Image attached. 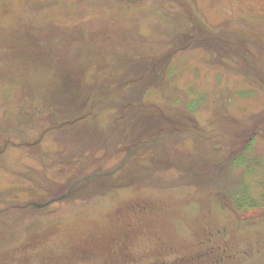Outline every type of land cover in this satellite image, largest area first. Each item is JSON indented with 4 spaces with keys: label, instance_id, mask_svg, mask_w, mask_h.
<instances>
[{
    "label": "rangeland",
    "instance_id": "rangeland-1",
    "mask_svg": "<svg viewBox=\"0 0 264 264\" xmlns=\"http://www.w3.org/2000/svg\"><path fill=\"white\" fill-rule=\"evenodd\" d=\"M263 189L264 0H0V264H264Z\"/></svg>",
    "mask_w": 264,
    "mask_h": 264
},
{
    "label": "trees",
    "instance_id": "trees-1",
    "mask_svg": "<svg viewBox=\"0 0 264 264\" xmlns=\"http://www.w3.org/2000/svg\"><path fill=\"white\" fill-rule=\"evenodd\" d=\"M243 194L245 195V193H243ZM258 194H260V197H261V198H264V189H263L262 192H260V193H258ZM245 196H246V195H245ZM246 197H248V196H246ZM250 197H252V196H250ZM251 200H252V202H256L257 199H251ZM250 204H251V203H250ZM253 204H254V203H253ZM240 206L243 207V205H240ZM241 207H240V208H241ZM209 250H210V251H209ZM209 250H208V254H213L212 251H211V249H209ZM213 252H214V251H213Z\"/></svg>",
    "mask_w": 264,
    "mask_h": 264
},
{
    "label": "flooded vegetation",
    "instance_id": "flooded-vegetation-1",
    "mask_svg": "<svg viewBox=\"0 0 264 264\" xmlns=\"http://www.w3.org/2000/svg\"><path fill=\"white\" fill-rule=\"evenodd\" d=\"M154 67H155V66H154ZM144 74H145V73H143V75H144ZM90 96H91V95H90ZM89 100H90V98H89ZM88 110H89V111L82 112V113H84L86 116H88L89 114H91V113H90V110H91V109H88ZM82 113H80V114H78V115H81ZM91 115H92V114H91ZM92 117H94V116L92 115ZM153 122H154V121H152L149 125H153Z\"/></svg>",
    "mask_w": 264,
    "mask_h": 264
}]
</instances>
